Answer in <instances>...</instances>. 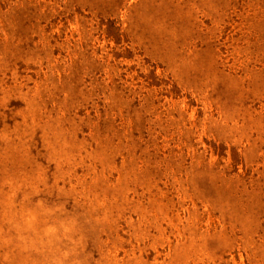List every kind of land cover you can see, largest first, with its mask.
<instances>
[{
    "label": "rangeland",
    "instance_id": "374dc122",
    "mask_svg": "<svg viewBox=\"0 0 264 264\" xmlns=\"http://www.w3.org/2000/svg\"><path fill=\"white\" fill-rule=\"evenodd\" d=\"M0 264H264V0H0Z\"/></svg>",
    "mask_w": 264,
    "mask_h": 264
}]
</instances>
